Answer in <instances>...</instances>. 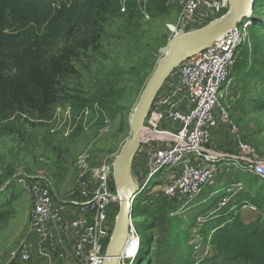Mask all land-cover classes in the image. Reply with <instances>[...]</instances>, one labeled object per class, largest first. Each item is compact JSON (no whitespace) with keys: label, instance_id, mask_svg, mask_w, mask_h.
I'll return each instance as SVG.
<instances>
[{"label":"rangeland","instance_id":"rangeland-1","mask_svg":"<svg viewBox=\"0 0 264 264\" xmlns=\"http://www.w3.org/2000/svg\"><path fill=\"white\" fill-rule=\"evenodd\" d=\"M56 1L66 5L58 10L61 17L40 14L28 28L29 49L52 56L74 46V74L57 79L58 101L51 107L12 114L0 108V264H17L29 223V181L46 179L57 201L78 204L86 170L117 156L130 137L136 103L171 39L167 26L177 22L186 0ZM249 22L221 104L242 141L264 160V0H256ZM15 28L7 12L0 21V92L9 81H20L38 101L24 81L28 55L9 49ZM101 111L111 121L105 132ZM242 171L233 163L223 165L214 183L192 201L167 199L160 177L151 181L131 211L140 237L132 264H195L201 254L193 253V246L209 243L206 234L217 214L238 210L246 223L264 218V183ZM239 181L244 187L235 206L229 195ZM225 196L228 204L221 208ZM110 212L115 224L119 204ZM210 249L212 259L223 264L216 249Z\"/></svg>","mask_w":264,"mask_h":264},{"label":"built area","instance_id":"built-area-1","mask_svg":"<svg viewBox=\"0 0 264 264\" xmlns=\"http://www.w3.org/2000/svg\"><path fill=\"white\" fill-rule=\"evenodd\" d=\"M255 2L248 0L253 5ZM229 9V0H186L177 22L167 28L172 38L224 16ZM249 26L250 22L245 21L172 72L175 83L185 90L186 107L167 114L170 125L164 130L147 128L144 123L142 136L146 139L141 138L140 148L143 147L141 155L146 172L141 183L133 180L140 187L135 199L144 194L146 187L158 176L167 199L195 200L203 194L205 187L214 183L220 168L227 163L239 165L242 172L246 171L264 183V160L253 147L242 141L238 127L221 104L236 54L246 40ZM151 111L160 112L156 102L149 113ZM101 114L105 132L111 121L102 111ZM220 125H229L235 136V153L232 155L215 150L210 140V133ZM115 157L86 170L78 185V197L82 201L78 204L57 201L46 179L28 182L25 189L31 205L29 223L16 252L17 264H103L114 226L110 209L120 204L121 199L113 184ZM242 187L240 181L235 183L231 193L235 195ZM226 198L222 199L221 208L228 204ZM133 205L134 200L131 208ZM139 246L140 237L131 219L119 263L124 264L125 259L132 263ZM211 246L206 241L193 246V253L201 254L194 259L195 264H219L212 259ZM206 259L212 261L208 263Z\"/></svg>","mask_w":264,"mask_h":264},{"label":"trees","instance_id":"trees-1","mask_svg":"<svg viewBox=\"0 0 264 264\" xmlns=\"http://www.w3.org/2000/svg\"><path fill=\"white\" fill-rule=\"evenodd\" d=\"M65 6L62 1L56 0H0V21L8 12L12 14L16 27V36L9 49L20 57L28 55L24 81L33 87L38 96L36 101L24 82L9 81L0 92V108L5 113H24L37 110V106H53L58 101L55 89L57 79L74 74L71 64L74 46L64 47L60 53L52 56L47 52L39 54L35 49H29V26L40 14L53 15L51 20L59 19L61 12L58 10ZM51 20L50 26L53 24ZM241 183L244 184L243 181ZM242 192L236 193L232 197L234 202L231 200L230 204H234ZM233 204L230 206L235 208L237 203L235 206ZM214 219L216 221L206 236L216 253L222 255L223 264H264V218L257 217L246 223L240 218L238 210H235L231 214H217Z\"/></svg>","mask_w":264,"mask_h":264},{"label":"water","instance_id":"water-1","mask_svg":"<svg viewBox=\"0 0 264 264\" xmlns=\"http://www.w3.org/2000/svg\"><path fill=\"white\" fill-rule=\"evenodd\" d=\"M229 5L230 9L224 16L199 29L178 33L169 40L165 54L159 60L136 103L129 123L130 137L114 160L113 184L120 193L121 200L103 264H120L121 251L126 242L127 229L131 220V202L140 190L139 185L132 179L133 161L141 145V130L164 82L182 62L210 47L222 35L241 26L253 16L254 5L248 3V0H229Z\"/></svg>","mask_w":264,"mask_h":264},{"label":"crops","instance_id":"crops-1","mask_svg":"<svg viewBox=\"0 0 264 264\" xmlns=\"http://www.w3.org/2000/svg\"><path fill=\"white\" fill-rule=\"evenodd\" d=\"M156 103L160 108V112L151 111L145 122V126L150 129H165L170 125L167 114L173 110H184L186 107V94L183 88H180L179 85L175 83L174 74L171 73L163 86L161 87L157 98ZM253 113V112H252ZM161 130V131H163ZM245 138H248L244 130L241 129ZM250 135V134H249ZM235 136L229 129V125H220L216 130L210 133V140L216 145L220 151L232 155L235 153ZM143 152V147L138 151L139 156L135 157L133 161L132 168V179L136 182L141 183L145 177V161L141 153ZM221 171V168H220ZM219 171V172H220ZM219 261L223 262V257L221 254L217 253Z\"/></svg>","mask_w":264,"mask_h":264},{"label":"bare ground","instance_id":"bare-ground-1","mask_svg":"<svg viewBox=\"0 0 264 264\" xmlns=\"http://www.w3.org/2000/svg\"><path fill=\"white\" fill-rule=\"evenodd\" d=\"M251 4L253 5V3H251ZM164 54H165V52H164ZM162 57H163V56H162ZM143 132H144V130L142 129V130H141V133H143ZM120 200H121V199H120ZM119 205H120V204H119ZM206 261H207V262H211L212 260H211V259H206Z\"/></svg>","mask_w":264,"mask_h":264}]
</instances>
